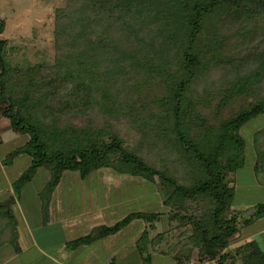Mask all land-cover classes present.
I'll return each instance as SVG.
<instances>
[{
	"label": "trees",
	"instance_id": "16d2710c",
	"mask_svg": "<svg viewBox=\"0 0 264 264\" xmlns=\"http://www.w3.org/2000/svg\"><path fill=\"white\" fill-rule=\"evenodd\" d=\"M221 16L242 27L262 21L264 0H68L55 15L53 59L37 64L10 62L9 43L0 37V116L27 136L2 163L30 159L11 185L14 195L40 169L48 173L39 194L44 214L65 172L81 180L100 169L151 184L157 178L163 204L173 210L169 219L191 231L189 250L175 255V264H228L231 239L252 221L231 204L245 161L240 130L264 115V49L243 77L205 86L219 57L205 45L219 40L204 31ZM4 29L0 18V36ZM262 132L255 135L256 174H264ZM200 203L204 211L194 214ZM254 212L263 216L264 203ZM161 216L132 212L67 246L92 244L141 220L148 227L136 251L141 264H150L149 248L163 240L160 233L150 238ZM16 224L0 205V247L18 252ZM236 253L244 254L241 264H264L255 241Z\"/></svg>",
	"mask_w": 264,
	"mask_h": 264
},
{
	"label": "rangeland",
	"instance_id": "374dc122",
	"mask_svg": "<svg viewBox=\"0 0 264 264\" xmlns=\"http://www.w3.org/2000/svg\"><path fill=\"white\" fill-rule=\"evenodd\" d=\"M67 2L68 0H0V18L5 21V29L0 37L9 43L7 50L10 62L37 64L52 61L55 15L59 9L66 7ZM224 18L222 16L221 19L213 17L204 31L206 37L214 35V39L218 36L219 40L214 47V41L208 46L205 45L206 50L215 48L217 50L216 55H219L211 72L203 78L205 86H209L211 83L214 89L220 85L224 86L226 77H243L252 71L255 68L256 54L264 49V18L262 21L258 20L243 27ZM261 87L264 90V82ZM237 108L238 105L232 110L237 111ZM259 131H264V115L250 120L240 130V134L246 142L245 161L244 166L235 174L231 209L240 212L244 218H252V221L248 227H242L239 234L231 239L229 250L233 257L228 260L229 263L241 264L242 262L244 254H237L236 249L242 245L241 239H243L242 236L244 237V231L246 235L248 233L255 235L252 240L247 238L243 243L255 241L256 247L264 252V215L252 216L255 213V207L264 203V174H256L254 171L256 160L255 135ZM1 138L0 155L3 159L8 152L20 147L27 136L13 133L10 130H3ZM257 139L259 144L261 139L264 142V132H262V137H257ZM23 168L26 167L22 163H17L10 170L9 175L18 177L24 171ZM47 176L48 173L45 169H40L37 172L31 182L20 191L21 196L25 197L24 200L28 199V202H34L33 199L36 197V193L43 188ZM74 181H79L75 184L76 189L73 187ZM59 185L61 188H58L59 191L56 192L55 204L57 205V201L60 202L59 206L65 208V214L73 212L72 208L75 203H79L80 196L88 206L93 208L97 203L114 207L116 214L111 217L109 226L132 212L161 213V219L155 223L158 225L150 232V238L160 233L163 235V240L149 248L150 264H175L173 257L177 254H186V251L189 250L187 238L191 231L183 226L180 220L169 219L173 210L163 204L157 178H155V183L151 184L136 177L118 175L111 170L100 169L91 173L85 180L79 179L76 172H65ZM77 191L79 194H76ZM19 194L16 193V195ZM7 202L3 205L5 206ZM22 205L25 207L23 203ZM192 209L194 214L197 210L204 211L201 208V203L199 205L194 204ZM75 214L77 215V213ZM181 214L183 215V212ZM97 218L96 214L94 215L90 211L88 220L85 219L84 222L89 226L90 223L97 224L100 222ZM80 219L78 217L77 222ZM240 224L242 225V223ZM144 225L148 227L144 221H134L118 235L109 238L107 245L112 248L109 250L114 251L118 264H141L140 259L136 256L138 254L136 246L139 236L137 232L140 226ZM81 227L78 223V227L74 230L78 231ZM35 236L41 246L46 243L44 241L46 236L42 234H35ZM10 252V246L0 249V264L6 260V255ZM192 252L194 253L191 254L190 258H195L196 251ZM183 258L185 259V257ZM31 262L30 259V264Z\"/></svg>",
	"mask_w": 264,
	"mask_h": 264
},
{
	"label": "crops",
	"instance_id": "0c3cea01",
	"mask_svg": "<svg viewBox=\"0 0 264 264\" xmlns=\"http://www.w3.org/2000/svg\"><path fill=\"white\" fill-rule=\"evenodd\" d=\"M4 120L6 119L0 116V125L2 124V126H0L1 134L3 130H10L9 122ZM1 134L0 145L2 143ZM26 140L23 142V144L26 142ZM4 157L2 159L0 155V205L5 209L7 208V211L10 210L15 216L17 223L15 230L17 234L19 251L15 252L13 247L9 244H4L1 246L0 249L4 248L5 246L11 247V252L6 255V260L2 261L1 264H23L24 262H26V264H30V259L32 261L31 264H118L114 251L109 250L112 248L107 245L109 244V238L115 237L118 235V233L105 237L92 244L82 245L74 249L67 246L69 242L74 241L79 237L88 235L95 227L109 226L111 217H114L116 214L113 206L108 205L107 207L97 203L98 205L96 204L93 208L92 206H88L85 203L86 201H84L82 196H80L79 203H75L72 208L73 212H67L65 214V208L59 206L60 202L58 203L57 201V205L55 204L56 192L59 191L58 188H61V186L58 185L51 196L48 206L45 208L46 211L44 214L42 201L39 197V194L43 188L36 193V197L33 199L34 202L31 203L30 201L28 202V199L24 200L25 197L21 196V193L19 195H14L11 190L12 183L20 175L18 177L10 176V170H12V168L17 163H22L24 167L27 168L30 163V159L25 155H21L15 158L11 165L4 166L2 163ZM26 168L23 169L25 170ZM36 175L37 173L35 176ZM47 180H45L44 183H46ZM78 182L79 181L73 182V187L75 189V184ZM76 194H79V192L77 191ZM6 201L9 202L8 207L3 205V203ZM22 203L25 205V207L22 205ZM89 210L92 212V214H96L98 217L97 220L100 222H97V224L90 223V226L86 225L87 223H85L84 220H88V215L90 213ZM75 213H77V215ZM43 216L45 217V222L42 220ZM78 217L82 219H80L81 221L79 220V222H77ZM78 223L79 226L81 225L82 227L77 231L74 229L78 227ZM111 224H113V222H111ZM157 225H155L156 228ZM146 228L147 225L140 226L137 232L138 235L140 236L141 232H143ZM35 234H42L46 236L44 239L46 243H43V246H41V244L38 242ZM254 235L250 233L246 235L244 231V237L242 236L243 239H241V243L243 244L247 238L252 240ZM136 256L138 259H140L139 262H141L140 256L138 254Z\"/></svg>",
	"mask_w": 264,
	"mask_h": 264
},
{
	"label": "water",
	"instance_id": "95a60500",
	"mask_svg": "<svg viewBox=\"0 0 264 264\" xmlns=\"http://www.w3.org/2000/svg\"><path fill=\"white\" fill-rule=\"evenodd\" d=\"M9 202L6 203L5 207H8Z\"/></svg>",
	"mask_w": 264,
	"mask_h": 264
},
{
	"label": "built area",
	"instance_id": "2783aa9c",
	"mask_svg": "<svg viewBox=\"0 0 264 264\" xmlns=\"http://www.w3.org/2000/svg\"><path fill=\"white\" fill-rule=\"evenodd\" d=\"M190 264H193L192 262Z\"/></svg>",
	"mask_w": 264,
	"mask_h": 264
}]
</instances>
